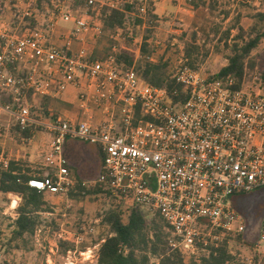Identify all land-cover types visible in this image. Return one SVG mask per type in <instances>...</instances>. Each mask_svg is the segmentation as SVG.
<instances>
[{"label": "built area", "instance_id": "1", "mask_svg": "<svg viewBox=\"0 0 264 264\" xmlns=\"http://www.w3.org/2000/svg\"><path fill=\"white\" fill-rule=\"evenodd\" d=\"M77 1L85 9H75ZM144 1L59 0L47 23L36 20L34 28L25 26L35 18L31 8L19 12L13 26L0 15V171L11 165L4 148L12 129L32 136L28 141L46 130L52 137L45 158L51 172L30 177L28 185L66 195L77 184L64 157L66 140L95 145L103 154L98 183L128 207L159 215L169 226L172 247L198 259L226 236L245 234L246 221L230 198L264 187V86L258 70H247L239 83L183 66L175 80L186 100L176 102L134 67L124 69L115 54L95 58L86 44L89 34L103 32L101 9L141 5L145 14ZM60 26L71 29L61 32ZM59 37L62 45L54 42ZM77 42L82 46L75 50ZM70 85L80 92L83 109L95 105L107 121L94 126L63 116L45 120L41 101L61 98Z\"/></svg>", "mask_w": 264, "mask_h": 264}, {"label": "rangeland", "instance_id": "2", "mask_svg": "<svg viewBox=\"0 0 264 264\" xmlns=\"http://www.w3.org/2000/svg\"><path fill=\"white\" fill-rule=\"evenodd\" d=\"M58 1L0 0V15L7 25L13 26L18 23V13L31 8L35 18L30 19L25 26L32 27L36 20L44 26ZM144 4L147 9L145 14L139 11L141 5H121L120 10L126 11V19L123 27L115 33L102 32L97 37H93L92 33L88 35L86 47L96 58L116 54L120 48L127 47L134 55L133 67L141 68V73L151 63L165 66L167 76L173 79L190 62L205 75L212 76L228 65L234 43L243 44L241 39H237L239 32L244 38L264 32V0H145ZM74 7L85 9V5L80 2H76ZM127 7L131 9L127 10ZM68 29L71 27L60 26L61 32ZM63 41L60 37L54 39L57 45H62ZM144 43L147 45L146 52L143 49ZM81 46L77 42L74 49L78 50ZM188 47L194 51L192 58L186 56ZM263 53L264 40L249 58L258 60V56ZM78 95L79 91L70 85L61 98L42 100L44 119L67 115L63 103L73 101L77 105ZM28 137L12 129L11 134L5 138L4 150L11 165L21 175L44 177L51 172L45 158L50 152L52 137L46 130L37 133L31 141L26 139L32 136ZM83 144L92 145L86 142ZM34 145L39 146L41 155L39 161L30 163L29 157ZM82 169L74 170L72 177L77 176L75 179L78 181L68 194H44L49 212L42 214V224L36 233L22 239L12 237L14 222L18 217L17 209H11L15 197L0 192V264H98L100 245L111 234L104 220L108 213L120 208V201L105 193L77 192L75 189L79 183L84 184L82 180L89 182L100 177L94 165L85 168L83 172ZM97 184L98 181H95L82 186L92 190ZM235 197L250 205L255 201L262 202L247 217L242 214L245 213L242 209L240 215L246 222L264 217V187ZM22 202L21 198L20 204ZM249 222L251 226L252 221ZM78 236L81 237L80 242L76 239ZM225 239H228L231 254L243 264L251 261L252 264H264V248H257L258 239L246 240L244 236L235 235L226 236Z\"/></svg>", "mask_w": 264, "mask_h": 264}, {"label": "trees", "instance_id": "3", "mask_svg": "<svg viewBox=\"0 0 264 264\" xmlns=\"http://www.w3.org/2000/svg\"><path fill=\"white\" fill-rule=\"evenodd\" d=\"M77 2L84 4L82 1ZM129 9L131 8L127 7V10ZM100 18L103 22V33H115L116 30L123 27L126 11L104 7L101 9ZM139 22L143 23L142 21ZM32 27H36V23ZM237 37L238 40L243 41V44L234 43L228 65L218 72L217 77H233L241 83L247 70L249 72L258 70L261 72V81L264 86V53L258 56V60H250L249 58L250 54L264 40V32L248 38H244L239 32ZM146 47L147 45L144 43V52H146ZM186 52L187 58H192L193 49L188 47ZM115 56L124 69L134 66V55L127 47L120 48ZM189 65L195 68L190 62ZM165 68V66L149 63L142 73L141 68L136 69V71L147 84L155 88L166 89L174 101L184 102L186 95L182 86L176 82L175 78L170 79L167 76ZM175 92L178 96L175 95ZM29 179L30 177L21 175L13 165H10L7 171H0V192L15 194L23 200L17 207L18 217L14 222L12 232L14 239L34 235L37 228L42 224V214L49 212L46 208L47 203L44 201V194L31 188L28 185ZM82 185L79 183L75 190L83 194L105 193L118 200L101 183H98L96 188L92 190H87ZM119 207L121 209L111 211L104 220L110 227L111 234L100 245L98 264H155L153 261L157 264H243L229 251L228 239L222 242L218 248L210 247L208 254L202 255L198 259L190 258L187 260L180 251L172 247V234L169 226L159 215L149 216L142 207H126L123 201H120ZM123 208L126 210H122Z\"/></svg>", "mask_w": 264, "mask_h": 264}, {"label": "crops", "instance_id": "4", "mask_svg": "<svg viewBox=\"0 0 264 264\" xmlns=\"http://www.w3.org/2000/svg\"><path fill=\"white\" fill-rule=\"evenodd\" d=\"M80 93V92H79ZM79 97V95H78ZM63 109L65 110V112H67L68 114H64L63 117H65L68 120H71L72 122L75 123H80L82 121H89L91 122L94 126H98L101 123L107 121L108 116L105 114V112L98 108L95 105H91L90 106V110H85L81 107V104L78 100V104H74L73 101H69L67 103H63ZM62 106V105H61ZM74 111V112H72ZM77 138L74 137H69L66 140L65 146H64V157L66 158L67 162H68V167L71 173V177L72 174L74 172V170L76 168H83L81 170V172L84 171L85 168L90 167L91 165H94L96 167L97 172H99V176L101 175V171H102V167H103V154L102 152L99 150V148H94L93 145L88 146V144H83V142H80L78 140H76ZM95 146V145H94ZM46 149V147H45ZM40 148L37 145H34L32 150H31V155L29 157V162L30 163H34V161H39V157H40ZM45 151V150H44ZM31 176V175H30ZM34 177V176H33ZM77 177V176H75ZM75 177H72V179L76 180ZM32 178V177H31ZM99 179V177H98ZM82 180V179H81ZM80 180V181H81ZM78 181V180H76ZM96 180H91V181H85L82 180V182L84 184L86 183H91V182H95ZM12 196L15 197V199H13L12 202V210L17 209V207L20 205L21 202V198L12 194ZM236 196V195H235ZM233 196L231 199V204L233 206V208L239 213L243 212L242 209L244 210L245 213L242 214H246L245 216H249L250 214H252L256 207L258 205H260L262 202L260 201H255L253 203V205L248 204L246 201L243 202L242 199H240L239 197H235ZM17 201V202H16ZM16 202V205L14 204ZM15 205V206H13ZM264 217L259 220H247L246 222V232L243 235L244 238L246 240H250V239H259V235H260V229H261V224L263 221ZM252 221V225L250 226V222Z\"/></svg>", "mask_w": 264, "mask_h": 264}, {"label": "bare ground", "instance_id": "5", "mask_svg": "<svg viewBox=\"0 0 264 264\" xmlns=\"http://www.w3.org/2000/svg\"><path fill=\"white\" fill-rule=\"evenodd\" d=\"M17 202V201H16ZM16 202L14 203L15 205H16ZM15 205H13V206H15Z\"/></svg>", "mask_w": 264, "mask_h": 264}]
</instances>
